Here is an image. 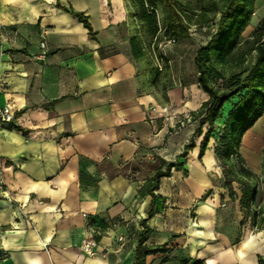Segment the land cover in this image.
<instances>
[{"label":"crops","instance_id":"0c3cea01","mask_svg":"<svg viewBox=\"0 0 264 264\" xmlns=\"http://www.w3.org/2000/svg\"><path fill=\"white\" fill-rule=\"evenodd\" d=\"M57 5L84 13L93 35ZM263 7L255 0L254 13ZM133 11L127 0H0V107L14 113L0 127V264L133 263L151 182L122 170L150 160L152 175L159 159L174 160L207 100L195 69L179 67L189 39L155 44ZM156 13L161 20V5ZM161 42L169 62L160 71ZM201 139L155 190L146 244L167 250L145 264H258L264 245L243 239L233 252L217 228L220 164L213 141L199 158ZM181 182L192 196L176 191ZM86 236L94 256L80 249Z\"/></svg>","mask_w":264,"mask_h":264},{"label":"trees","instance_id":"16d2710c","mask_svg":"<svg viewBox=\"0 0 264 264\" xmlns=\"http://www.w3.org/2000/svg\"><path fill=\"white\" fill-rule=\"evenodd\" d=\"M134 8L133 16L142 21L147 33L160 41L174 38L175 41L188 37L191 25L207 27L209 36L205 44L197 47L193 57L196 66V81L199 88L207 94V100L200 109L191 115L198 120L191 137L184 144L182 151L174 160L159 159L150 177L146 192L151 200L148 204L147 217L140 221L142 229L137 234L135 257L132 264H145L146 256L167 250L166 243L161 245L146 244L149 227L147 220L152 216L155 190L159 188L163 177L171 175L174 168H183L188 152L195 147V139L202 137L199 144V158L202 157L211 138L216 137L214 153L222 168V187L229 198L237 199L243 210V220L249 221L251 227L258 230L264 228V206L256 205L260 192L264 197V166L260 177L246 163L240 147L244 134L264 113V31L262 24L257 26L252 36L241 41L243 30L249 25L254 13L255 0H200L199 12L193 17L192 10L178 0H127ZM161 5L163 18H158L156 9ZM65 12L76 16L93 32L84 13L71 7L57 5ZM186 7V10L184 9ZM141 42L138 36L132 37ZM167 63L165 62V65ZM235 68L225 74V67ZM236 98L235 101H232ZM225 104L229 110L220 127H216L217 119L222 117ZM205 126V130L203 127ZM264 151V150H263ZM186 173V170H184ZM239 186L236 193L233 183ZM257 263L264 264V255L257 254ZM192 264H205L195 259Z\"/></svg>","mask_w":264,"mask_h":264},{"label":"rangeland","instance_id":"374dc122","mask_svg":"<svg viewBox=\"0 0 264 264\" xmlns=\"http://www.w3.org/2000/svg\"><path fill=\"white\" fill-rule=\"evenodd\" d=\"M180 1L183 6L187 3L189 7L192 10H188L189 14H191L193 17L195 13L199 12V2L200 0H178ZM186 10V7H184ZM262 24L263 31H264V7L258 11L252 14V19H250L248 27H246L242 34H241V41L243 39L249 38L252 36V33L254 29ZM188 41L184 42V44H181L184 46L185 49V56L182 60L179 61V67L185 68V69H192L194 68L196 71V66L194 65L192 56L195 55L196 49L198 46L203 45L207 40V29H203L200 26H191L188 29ZM165 62L168 63L169 61L164 58ZM170 63H175V61H171ZM236 70L235 68L225 67V74H228L230 71ZM236 98H233L232 101H235ZM229 105V104H228ZM264 117V114L261 118ZM221 118V117H220ZM260 118V119H261ZM219 119V118H218ZM216 127H220L219 121L217 122ZM258 123V124H257ZM256 125H254L249 131L245 133V136L249 133V138L254 142V145L251 147L250 144L247 142H244L245 136L242 138V147H241V153L243 157L246 160L247 165L255 171L260 177L263 176V166H264V120H261L260 122H257ZM255 131V132H254ZM258 133V134H257ZM259 136V139H258ZM216 137H213L210 139V141H213V146ZM256 139V140H255ZM209 141V142H210ZM253 151L255 155V162L249 161V152ZM154 162H151L150 160H146V164L142 165L141 172L134 173L132 170H128V168H123L122 173L126 175H135L133 177L142 178L146 182L144 184L150 183V175H151V168L153 167ZM220 166V165H219ZM219 175L220 178L223 179L222 174V168L220 166ZM217 178V174L215 173L213 175V178ZM183 181V178H182ZM262 185L263 183H260V192L256 198V205H263L264 206V197L262 195ZM234 190L237 194H239V186L237 183H233ZM176 191H180L181 195H187L192 196L190 191L186 188L185 184L183 182L180 183V189H177ZM213 190H211L212 193ZM210 192L207 194V197L210 196ZM223 193V195L221 194ZM218 194L221 195V200L219 202V206H217V228L220 230L221 233L224 234L226 240H227V246L232 249L234 252L236 246L244 239H246V243L250 245L251 243L254 245V247H257L258 245L261 247V245H264V228L263 229H256L254 227H251L249 224V221H244L243 224H241V220H243V210L240 208L238 202L235 201V199H231L228 196L227 191L224 188H221V190L218 191ZM223 203V204H222ZM251 239V240H249ZM219 241V240H218ZM250 241V243H249ZM258 254V253H257ZM256 254V255H257ZM261 255H264V250L260 252Z\"/></svg>","mask_w":264,"mask_h":264},{"label":"built area","instance_id":"2783aa9c","mask_svg":"<svg viewBox=\"0 0 264 264\" xmlns=\"http://www.w3.org/2000/svg\"><path fill=\"white\" fill-rule=\"evenodd\" d=\"M202 28L207 29V27L205 26H203ZM174 42H175L174 38H169L164 41V43L166 44H171ZM164 43L161 42L158 44L157 46L158 52L155 48H153L154 64L156 68L160 71L163 70V68L165 67V59H164L165 56L163 53L160 52V48L162 45H164ZM46 50H47V47H46L45 42L43 41L40 43L39 56L44 57ZM13 114L14 113L12 111L11 106L4 105L0 107V127H4L5 125L9 124L14 118ZM2 189L3 188L0 183V191H2ZM119 239H121V237H119ZM96 245H97V242L93 236H86L81 241L80 249L84 254L88 256H94L96 254Z\"/></svg>","mask_w":264,"mask_h":264},{"label":"bare ground","instance_id":"6f19581e","mask_svg":"<svg viewBox=\"0 0 264 264\" xmlns=\"http://www.w3.org/2000/svg\"><path fill=\"white\" fill-rule=\"evenodd\" d=\"M228 109H229V105L228 104H225V106H224V108H223V111H222V115H225L226 113H227V111H228ZM217 121H221V120H219V119H217ZM255 132V131H254ZM258 134V133H257ZM249 135H250V133H249ZM249 135H247L246 136V138H245V143L247 142V144H248V142H250L251 143V139L249 138ZM256 140V139H255ZM254 143V142H253ZM250 146V145H249ZM249 240H251V239H249ZM249 243H250V241H249ZM252 244V243H251ZM247 245H248V242H247ZM254 247V246H253ZM261 247H262V245H261ZM260 247V248H261ZM240 250H242V249H240ZM251 250V249H250ZM252 251V250H251ZM242 252V251H241ZM247 253V252H246ZM245 253V254H246ZM251 254H253V253H251ZM253 256V255H252ZM243 259H246L247 261H248V259L247 258H244V256H243ZM242 261V260H241ZM244 261V260H243Z\"/></svg>","mask_w":264,"mask_h":264}]
</instances>
